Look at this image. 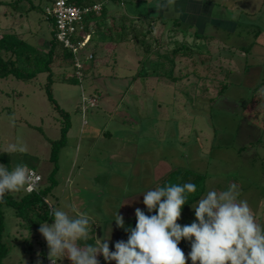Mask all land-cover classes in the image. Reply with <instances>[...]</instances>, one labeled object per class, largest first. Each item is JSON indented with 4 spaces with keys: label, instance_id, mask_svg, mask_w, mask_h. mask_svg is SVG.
Wrapping results in <instances>:
<instances>
[{
    "label": "rangeland",
    "instance_id": "374dc122",
    "mask_svg": "<svg viewBox=\"0 0 264 264\" xmlns=\"http://www.w3.org/2000/svg\"><path fill=\"white\" fill-rule=\"evenodd\" d=\"M117 1L108 0L106 5L119 16L127 13L147 19L160 15L157 5L150 8L147 0H124V5ZM207 1L215 4L214 19L231 21L234 27L209 18L190 23L180 16L175 27L176 2L169 0V12L154 23L153 34L144 40L152 49L155 40L161 43L164 66H157L155 60L160 59L154 53L153 59L141 62L147 54L142 36L139 42L112 44L108 32L109 41L100 43L98 35L95 42L78 49L80 67L88 70L82 80L69 60L54 62L52 91L73 122L58 149L59 169L52 178L53 142L61 138L65 118L48 99V73L31 81L0 79V164L9 170L26 164L42 175L40 188L57 183L47 194L50 204L69 215H74L73 206L89 213L95 221V240H109L110 251H115L117 241H127L125 229L135 227V209L145 206L142 194L179 170L191 183L203 176L196 187L204 186L205 194L235 183L239 199L248 202L257 223L264 226V129L248 106L253 88L264 78V0ZM32 5L37 11L30 10ZM48 5V0H22L15 9L2 7V31L15 32L48 51L52 38V26L44 14ZM111 25L109 16L106 27ZM135 25L143 29L140 20ZM255 31L260 34L256 36ZM252 43H256L252 51H242ZM174 46H181L185 55H173ZM97 49L95 58H90ZM171 57L177 61L174 74L181 77L176 82L158 75L170 73ZM83 97L93 106L85 112ZM82 128L89 132L83 146L79 144ZM94 133L96 138L91 137ZM10 144L23 145L26 151L10 152ZM26 193L5 196L19 200ZM2 209L3 240L9 247L3 264H41L42 251L49 260V248L39 229L24 227L26 222L18 218L14 207L3 205ZM118 213L124 218V228L115 223ZM194 220L187 217L177 222L185 225ZM97 258L100 264H116L105 261L102 254ZM54 259L56 264H71L67 258Z\"/></svg>",
    "mask_w": 264,
    "mask_h": 264
},
{
    "label": "clouds",
    "instance_id": "9594fccd",
    "mask_svg": "<svg viewBox=\"0 0 264 264\" xmlns=\"http://www.w3.org/2000/svg\"><path fill=\"white\" fill-rule=\"evenodd\" d=\"M264 92V90H261ZM10 152H24L23 145L10 144ZM38 177L26 164H17L9 170L0 164V201L9 193L36 190ZM194 183L172 184L144 192L143 204L147 215L135 209L136 225L125 229L127 241L115 243L110 251L109 240L96 238L89 244L90 230L95 223L86 212L72 207L74 215L61 208L52 207L53 223L41 222L39 232L47 242L48 258H67L71 264H100L98 255L116 264H264V226L257 223L256 216L246 200L239 199L235 183L225 190L215 189L198 200L192 207L195 220L181 225L182 209L188 194L195 193ZM117 227L124 228V218H115ZM190 243L185 255L180 242ZM83 242V243H81Z\"/></svg>",
    "mask_w": 264,
    "mask_h": 264
},
{
    "label": "trees",
    "instance_id": "16d2710c",
    "mask_svg": "<svg viewBox=\"0 0 264 264\" xmlns=\"http://www.w3.org/2000/svg\"><path fill=\"white\" fill-rule=\"evenodd\" d=\"M21 1L22 0H14L13 2L12 1L10 2L0 1V9L7 5L15 9L17 5L19 6ZM55 1L56 0H48L49 5L45 7L44 9L45 17L50 22V25L52 26V38L49 40L50 47L48 51L44 52L38 46L29 43V41L23 38H20L15 32H3L0 26V79L8 78V77H16L24 81H31L38 74L47 72L48 73V83L45 88H46V92L48 95V99L55 105L58 111L61 112V114L65 118L63 122V126H62V136L59 140L53 142V148H52L50 160L54 164V167H53L52 175H50V178H52L55 172L59 169L58 149L59 147H61V145L64 144V142H66L67 135L69 133V130L72 124L69 113L61 109L52 91L53 74H54L53 64L56 60L66 59V60H69L71 65L75 67V61H76V55L73 53V51L71 49L65 48L63 44L57 40L56 30H55V20L52 16L48 15L47 13V8L51 7ZM70 1L71 3L79 7H83V8L95 5L99 2L103 4V9L99 15L95 13L89 14L85 19V30L89 34L90 40L84 46L83 49H85V47L90 45L92 42H95L96 40L95 37H98V35H100L99 36L100 43L109 41L108 38L110 37L109 39L112 44L113 43L123 44V43H127L128 40H134V41L139 42L140 41L139 37L142 36L143 38L140 42H141V45L145 46L144 51L147 54L145 56V59L141 60V62H145V60L148 61L150 59H153V56H154L153 53H154L156 54L158 59H160V60H155V62L158 64L157 66L165 65L164 62L162 61V57L164 54H161L160 52V46H162L161 43L155 40L157 43L156 48L152 49V45L144 41L147 34L149 35L153 34L152 29L154 28V23L157 20H159V18L147 17V19H141L140 18L141 16H140V17H136L132 19L127 13H123L122 15L119 16L118 14H115V13H119L117 10H115L113 7L109 8L106 5L108 4L107 3L108 0H70ZM30 10H36L35 6L32 5L30 7ZM109 16H111L112 25L110 27H106L107 19ZM177 18L178 16L175 18V25H173L175 27H178L179 25H176V24L180 23V19H177ZM137 19L141 21V27H143L142 30H138L135 25V22H137ZM128 21H131L132 24L129 25L128 23H131V22H128ZM212 21H215L216 23L224 22L227 26L230 25L231 27L232 25V27H234L231 21H228V22L223 21L220 18L213 19ZM145 27H147L146 31H145L146 29ZM106 32L111 33L109 37L106 36ZM254 33L256 36L260 34L259 31H255ZM175 41L176 40H174V42ZM255 44L256 43H252L251 45L245 46L241 49L242 51L250 52L252 51ZM180 48L181 46H174L172 50V54L176 56L179 53H180L179 55H185L183 52L181 53ZM98 49L97 51L95 50L93 51V53H91L93 59L95 58L96 53L98 52ZM166 54L168 55L171 53H166ZM174 59L175 58L172 59L171 57L170 59L171 61L169 60L168 62V65L170 66L172 64L171 62H173V66H171L172 69L169 74L168 73L158 74L157 72L156 73L164 77L168 76L169 79L175 80L176 82L181 77L176 76L174 74L173 68L175 67L176 62H177ZM144 66L145 65H143V69L141 71L140 70L138 71L137 73L138 77H140L141 74L143 73ZM85 69L82 70L84 77L88 73V70H85ZM76 79L75 77L74 78L68 77V80L70 81L75 82ZM263 89H264V78L261 82L259 81V83L255 85L252 91L251 99L248 102V106L251 108L252 116L255 118V120L261 122L262 129H264V92L261 91ZM89 107L91 106L88 105V108ZM250 142H253V141H250ZM176 173H178L179 175H176ZM181 173H182L181 170L172 172L171 174H169L170 177H168V179L164 183L160 184L158 187L171 185L170 184L171 180L174 181L173 184H184V182H189L188 180L184 179V176L181 175ZM204 179L205 178L203 176H200L199 178L194 179L192 183L197 185L198 180L204 181ZM56 184L57 183L52 182V184H50L47 188H44V189L38 187V189L35 192L26 193L19 200L14 199L10 195H7V196H4L2 201H0V264H3V260L9 254L8 244L5 243L3 240V235L5 231V214L2 209L3 205L14 207L15 214L18 216V218L26 222L24 227H27L30 229H39L41 222H53V219L50 217V211L53 206L50 204L47 198V194L50 189L56 186ZM204 194H205L204 186L203 187L198 186L195 193L188 194L187 204H185L182 209L183 216L180 219L181 221L184 218H187L189 214L188 210L190 209V207L196 202H198V200L201 199ZM141 210L144 211L147 215L155 214L154 212L148 213L146 206L143 207ZM94 234H95V231L94 229H92V226H91L90 236H89V240L87 241V243L95 244L96 240L94 238ZM186 244H189V242L182 239V241L179 244V247L182 249L183 248L189 249ZM42 255H43V260L41 264H47V260H46L47 253L45 251H42Z\"/></svg>",
    "mask_w": 264,
    "mask_h": 264
},
{
    "label": "built area",
    "instance_id": "2783aa9c",
    "mask_svg": "<svg viewBox=\"0 0 264 264\" xmlns=\"http://www.w3.org/2000/svg\"><path fill=\"white\" fill-rule=\"evenodd\" d=\"M121 3L124 5V0H121ZM102 9L103 4L101 2L83 8L71 3L70 0H56L51 7L47 8L48 15L52 16L55 20L57 40L62 43L65 48L71 49L76 55L75 67L78 71L77 76L79 80H82L84 75H82L83 69L80 67L81 63L77 57V51L79 48H83L90 40V36L85 30V19L89 14L95 13L99 15ZM89 57L92 58V54H90ZM83 102L84 112L88 109V105L93 107L84 97ZM32 170L38 177L37 190L43 178L36 170ZM47 264H52V262L47 260Z\"/></svg>",
    "mask_w": 264,
    "mask_h": 264
},
{
    "label": "crops",
    "instance_id": "0c3cea01",
    "mask_svg": "<svg viewBox=\"0 0 264 264\" xmlns=\"http://www.w3.org/2000/svg\"><path fill=\"white\" fill-rule=\"evenodd\" d=\"M147 2L150 5V8L152 7V5H157L158 9L160 10V15L157 18H160L159 20H161L163 18V16L165 15V13L169 12L170 9V5H169V0H158V1H153V0H147ZM175 6H174V11L176 13V15L180 18H182L183 20H188L190 23H196L195 19L198 18L200 21V18H202L203 21H205V19H210L213 20V7H215L214 2L212 1H207V0H175ZM151 10V9H150ZM130 18H136V15H129ZM176 16V17H177ZM204 26V24H202ZM95 66V65H92ZM72 121V119H71ZM73 122V121H72ZM86 129L82 128L81 131V138H80V145L83 146V144L85 143V140H87L89 137V135H86ZM89 132H87L88 134ZM95 134V133H94ZM93 134V135H94ZM92 138H96L97 135L95 134V136H92ZM145 207V206H144ZM142 209V208H141ZM189 214L187 217L190 218H195V214H194V210H192L191 208L188 210ZM136 225V217L134 215L133 218V222ZM187 247L189 249H185L183 248V251L185 253L190 252L191 248L190 243L186 244ZM187 257V255H186ZM187 264H192L191 260L188 259L187 260Z\"/></svg>",
    "mask_w": 264,
    "mask_h": 264
}]
</instances>
